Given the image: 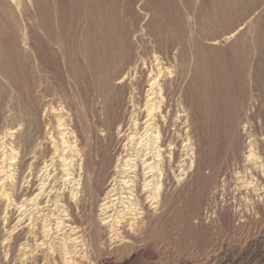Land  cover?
Masks as SVG:
<instances>
[{"label": "rangeland", "instance_id": "obj_1", "mask_svg": "<svg viewBox=\"0 0 264 264\" xmlns=\"http://www.w3.org/2000/svg\"><path fill=\"white\" fill-rule=\"evenodd\" d=\"M240 27L219 46L202 39ZM144 46L177 57L174 91L192 148L181 160L193 164L165 182L157 214L134 237L104 243L99 206L118 156L130 152L126 138L118 148L116 131L112 140L105 134L121 93L104 75L117 55ZM7 106L18 114L61 109L51 114L52 137L69 142L75 133L93 186L74 209L88 248L51 231L45 249L21 254L33 236L6 240L16 213L0 203V264H264V187L243 169L248 155L264 168V0H0V111Z\"/></svg>", "mask_w": 264, "mask_h": 264}, {"label": "bare ground", "instance_id": "obj_2", "mask_svg": "<svg viewBox=\"0 0 264 264\" xmlns=\"http://www.w3.org/2000/svg\"><path fill=\"white\" fill-rule=\"evenodd\" d=\"M242 29L240 27L225 35L204 36L202 39L207 40L209 46H219L233 39ZM176 59L169 52H148L144 46L139 52L117 55L113 68H107L105 72V81H115L120 85L121 93V99L117 101V109L120 111L117 115L113 111L114 122L106 127L105 134L112 140V131H116L115 145L118 148L126 138L128 143L122 148L126 147L130 152L129 155L118 156L110 175L109 189L99 206L98 229L103 235L110 234L104 243L117 238L129 241L134 237L144 221L156 213L165 182L171 177L176 178L178 168H184L180 169L183 172L193 164L190 162L189 166L187 164L184 167V160H181L184 151L187 153L183 156H187L188 151L192 155V148L189 147L190 140L187 136L185 108L180 96L174 91L177 75L172 69ZM111 93L106 88L103 96L104 101L109 100V104L113 105ZM60 110L50 108L43 109V112L35 110L18 114L7 106L0 111V203L6 202L4 208H9L12 216L16 213L15 218L10 219L9 229L4 233H7L6 240L14 236L19 241L23 239H20L22 234L28 238L33 236L32 242L25 239L20 243L23 248L19 252L22 251L23 255H27L23 250L29 246L32 251L40 252L47 245L46 237L51 231L55 235L63 232L73 244L84 242L81 245L89 247L85 243L88 241L86 233L82 231L74 209L77 201L80 203V199L91 194L93 185L88 182L87 175L92 176L93 173L89 171L85 148L74 136L75 133H72L69 142H63L64 134H59L60 137L55 138L57 141L53 139L54 124L51 123V114L58 115ZM23 115L27 118H22ZM106 120L108 123L107 117ZM61 125L60 120H57V129ZM100 126L102 125L99 124ZM59 141L62 148L58 145ZM152 142L156 144V150L151 148ZM145 145L148 147L146 152L139 151ZM63 148L68 149L69 157H65ZM122 152L128 151H120ZM247 158L251 160L250 155ZM250 160L243 166L244 171L264 187L263 166L251 164ZM187 171L186 169L183 173L186 175ZM51 219L56 221L54 230L49 223ZM89 231L94 233L93 230ZM79 260L69 258L67 263L77 264L80 263Z\"/></svg>", "mask_w": 264, "mask_h": 264}]
</instances>
